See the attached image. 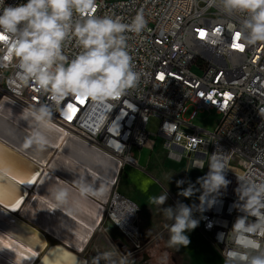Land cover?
Instances as JSON below:
<instances>
[{
    "label": "built area",
    "instance_id": "built-area-1",
    "mask_svg": "<svg viewBox=\"0 0 264 264\" xmlns=\"http://www.w3.org/2000/svg\"><path fill=\"white\" fill-rule=\"evenodd\" d=\"M26 2L5 0L6 4ZM96 3L95 15L120 18L123 23H131L138 12L143 13L145 30L126 33L134 68L140 73L138 86L119 99L94 103L91 98L69 96L56 105L47 93L20 82L15 62H11L0 64V105L12 102L29 113L33 107L49 105V123L103 150L122 170L124 166L140 169L135 149L153 151L155 141L150 139L148 125L154 119L159 120L157 134L167 158L180 162L194 157L191 167L203 163V169L194 168L202 170L203 175L211 154L221 149L226 153L227 170L234 162L242 175L228 170L226 178L231 183L222 190L217 204L203 216L195 212L194 217L200 220L197 228L205 240L224 260L225 250L232 247L231 236H226L223 243L217 236L227 233L239 215L230 207L237 199L234 190L238 178L264 181V42L245 46L241 35L237 40L235 34H240L244 16L222 13L214 0ZM236 43L243 46L242 50L233 46ZM79 51L74 41L66 43L64 52L69 59ZM188 111L191 113L185 120ZM203 112L218 116L211 133L192 125ZM165 123H171L168 134L163 130ZM138 232L137 228L132 240L134 252L141 250Z\"/></svg>",
    "mask_w": 264,
    "mask_h": 264
},
{
    "label": "clouds",
    "instance_id": "clouds-1",
    "mask_svg": "<svg viewBox=\"0 0 264 264\" xmlns=\"http://www.w3.org/2000/svg\"><path fill=\"white\" fill-rule=\"evenodd\" d=\"M216 6L226 15L242 14L240 35L245 46L264 42V0H214ZM96 0H27L26 3L6 4L0 0V40L4 54L0 64L15 62L16 78L24 84H32L37 91L47 93L53 104L59 105L66 97L91 98L94 103L127 96L138 86L140 73L134 68L133 57L127 43V32L140 34L147 21L138 12L131 23L109 15L98 16L93 10ZM74 41L78 54L69 59L65 55L66 43ZM135 108V106H134ZM32 117L47 123L51 118L49 105L33 107ZM171 123H165L163 130L168 134ZM36 144L43 148L46 141L39 134L29 138L24 147ZM208 171L198 177L196 184L189 183L179 195L191 198L200 192L199 204L188 205L178 201L162 209L171 223L167 226L168 247L177 251L187 247L190 239L187 233L198 227L201 216L213 208L222 190H227L231 181L226 178L227 158L221 149L214 151L208 160ZM192 168L203 169V163ZM185 181H176L180 188ZM77 187L82 195H95L94 190L84 181ZM237 199L230 206L236 216L227 233H218L223 243L231 236L232 247L224 252V264H264V181L238 178L235 188ZM67 197V190L53 186L49 199L56 207ZM168 193L152 197L151 202L165 205ZM210 226V225H209ZM111 253L103 254L109 260Z\"/></svg>",
    "mask_w": 264,
    "mask_h": 264
},
{
    "label": "bare ground",
    "instance_id": "bare-ground-1",
    "mask_svg": "<svg viewBox=\"0 0 264 264\" xmlns=\"http://www.w3.org/2000/svg\"><path fill=\"white\" fill-rule=\"evenodd\" d=\"M34 134L46 141L43 148L36 144L24 147ZM0 158L4 163L0 176L14 175L27 194L24 201L20 199L12 206V212L22 215L58 240L57 245L74 248L81 258L92 236L103 224L105 206L119 181L120 164L70 131L49 122L36 121L31 113L12 102L0 105ZM19 161L29 165L20 164L28 172L27 175L21 173L24 178H30L28 183H21V176L14 174L19 173L15 169ZM32 168L37 171L32 172ZM80 181L90 185L97 194L82 195L77 187ZM53 186L67 190L66 200L59 207L48 198ZM112 206L109 219L130 241L135 240L136 206L124 200L118 192L113 196ZM111 254L109 260H104L105 264L122 263L117 253ZM35 258L36 253L24 250L0 234V264H31ZM81 259V264H87L85 258ZM40 264L75 263L55 249Z\"/></svg>",
    "mask_w": 264,
    "mask_h": 264
},
{
    "label": "rangeland",
    "instance_id": "rangeland-1",
    "mask_svg": "<svg viewBox=\"0 0 264 264\" xmlns=\"http://www.w3.org/2000/svg\"><path fill=\"white\" fill-rule=\"evenodd\" d=\"M190 113V111L185 113L183 119L188 120ZM217 121L218 116L215 115L214 112H203L196 116V119L192 122V125L205 132L211 133L212 131H214ZM158 125L159 120L156 119L151 120L148 125L150 139L155 141V147L153 151L146 149H135L133 151L134 157L137 160L138 166L140 168L138 170L147 174L151 178V180H153V182L156 184L158 188L156 190L157 197L162 194H165L166 192L168 193V200L165 203L166 207H175L178 201L188 205L197 202L199 200L198 197L200 195V192H196L191 198H185L179 195V192L182 188H187L189 183L194 184L195 187L198 189L199 185L196 184V180L198 177L203 176V171L191 167V161L195 159L194 157L191 159H183L180 162H176L167 158L166 152L162 149V139L157 134ZM228 170L229 172L234 173L236 175H242L241 169L234 162H232L230 166H228ZM57 176L59 177V175ZM119 179V184L121 188L132 187V189L136 187L135 184L138 186L137 180L140 179V184L143 188V193L145 194V189L147 185L145 184L144 180L140 178L137 174H132L131 170L128 167L124 168V170L121 172V175L119 176ZM178 180L185 181V183L181 185L180 188H178L176 184V181ZM118 190L119 187L117 184L114 188L111 200L105 206V215L101 228L96 232L95 235L92 236L91 241L81 254V258L87 259L89 264H97L98 261L100 264H105L104 259L102 257L103 254L106 252L117 253L120 259L123 258V264H125V261L128 260V257L124 259V256L127 254L134 255L135 253V248L133 246L132 241L126 238L125 235L120 230H118L114 223L109 219V211L113 207V196L115 192L119 193ZM120 196L124 200H128L124 198L121 194ZM136 209V223L137 228L139 229L138 239L139 245L141 247L140 251H144L145 254L150 256L153 264H172V261H174L175 264H182L181 261V263L179 262L178 258L171 256L170 254H168L167 251L161 254L157 253L158 250H167V248L161 241L154 239V237L151 236L146 237L142 233L147 226L149 227L150 224L154 223L156 220L151 221L148 212H138L137 206ZM193 244L197 243L195 242ZM185 248H187L189 251H193L192 247H190V249L188 247ZM173 249L176 250L175 248ZM195 251L194 253L196 254ZM201 251H203V247ZM180 252L182 253V250H179L178 254H180ZM203 253L205 256L208 257V259L210 258L211 255L209 251H203ZM181 256H184V254H181ZM202 257L205 258L204 256H201L200 258H191L187 261L192 264H205V260ZM197 259H199V261H197Z\"/></svg>",
    "mask_w": 264,
    "mask_h": 264
},
{
    "label": "water",
    "instance_id": "water-1",
    "mask_svg": "<svg viewBox=\"0 0 264 264\" xmlns=\"http://www.w3.org/2000/svg\"><path fill=\"white\" fill-rule=\"evenodd\" d=\"M20 164L29 167L28 163L19 161V165L15 168L17 172L27 175L28 172L23 166L20 167ZM32 170V172L37 171L36 168H32ZM24 190L23 186L15 181L14 175L0 176V197H2L0 199V234L14 244L21 246L24 250L36 253V258L31 264H35L43 254L41 260L37 261L40 264L49 252L55 249L60 250L64 256L73 260L75 264H81L82 259L74 248L66 244H64L65 246L57 245L59 243L58 240L22 215L12 212V206L17 204H13V201H19L20 199L24 201L26 199L27 194Z\"/></svg>",
    "mask_w": 264,
    "mask_h": 264
},
{
    "label": "crops",
    "instance_id": "crops-1",
    "mask_svg": "<svg viewBox=\"0 0 264 264\" xmlns=\"http://www.w3.org/2000/svg\"><path fill=\"white\" fill-rule=\"evenodd\" d=\"M128 167L131 170L132 174H137L140 178H142L147 185L145 189V194L143 193V188L141 186L140 179L137 180L138 186L135 184V188H127V187H120V179L118 181V187H119V193L129 201L133 202L134 206L136 205L138 208V212H148L150 215V220H156L154 223H151L150 226L146 227V229L142 232L144 236H151L154 237V239H157L161 241L164 246L167 248V250H158L157 253L161 254L165 251L168 252L171 256H174L179 259V262L181 261L182 264H192L189 263L187 260L191 258H200L201 256H204L203 258L205 260V264H224V260L221 258L219 252L210 246L208 242L205 240L199 229L196 227L191 232L187 233L190 239V242L197 243V244H189L187 247L190 249V247L193 248V251H189L185 247H181L180 250H182V253L178 254L177 250H174L173 248L168 247L167 241L169 239V232H168V225L171 223V221H168L166 219V216L164 215L162 209L166 207L165 205H156L151 202L152 197H157L156 190L158 189L156 184L151 180V178L145 174L144 172H141L137 168H133L131 166H124V168ZM122 170V171H123ZM126 175V174H125ZM124 176V175H123ZM119 194V195H120ZM127 200V201H128ZM198 202V201H197ZM197 202H194L189 205L196 204ZM197 245V246H196ZM203 251H209L210 252V258L208 259L207 256L204 255ZM196 250V251H195ZM184 251V252H183ZM196 252V254L194 253ZM181 254H184V256H181ZM209 255V254H208ZM199 261V259H197ZM180 262V263H181ZM204 264V263H203Z\"/></svg>",
    "mask_w": 264,
    "mask_h": 264
},
{
    "label": "snow or ice",
    "instance_id": "snow-or-ice-1",
    "mask_svg": "<svg viewBox=\"0 0 264 264\" xmlns=\"http://www.w3.org/2000/svg\"><path fill=\"white\" fill-rule=\"evenodd\" d=\"M200 35H201V37H203L205 34H204L203 32H201ZM239 35H240L239 32H237V33L235 34V38H236L237 40L239 39ZM3 39H6V37L0 35V40H3ZM233 46L236 47V48H240L241 50H242V48H243V46H242L241 44H239V43H236V44H234ZM79 98H80V97H77V99H79ZM68 108H69L70 110H73L71 104L68 105ZM66 118L69 119V120L72 119L71 116H67ZM3 166H4L3 160H2V158H0V168H2ZM14 174H15V175H20V176H21V181H20L21 183H28V182H30V178H24L23 174H21V173H14ZM0 199H2V197H0ZM16 203H18V201H13V204H16Z\"/></svg>",
    "mask_w": 264,
    "mask_h": 264
},
{
    "label": "flooded vegetation",
    "instance_id": "flooded-vegetation-1",
    "mask_svg": "<svg viewBox=\"0 0 264 264\" xmlns=\"http://www.w3.org/2000/svg\"><path fill=\"white\" fill-rule=\"evenodd\" d=\"M125 262H127V264H153L151 257L145 254L144 251L135 252L134 255L129 256L128 260ZM172 264H175V262L172 261Z\"/></svg>",
    "mask_w": 264,
    "mask_h": 264
}]
</instances>
